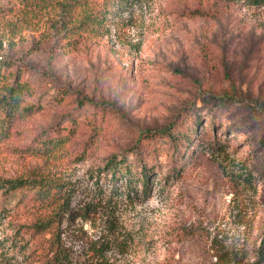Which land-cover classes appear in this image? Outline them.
<instances>
[{
  "label": "rangeland",
  "instance_id": "obj_1",
  "mask_svg": "<svg viewBox=\"0 0 264 264\" xmlns=\"http://www.w3.org/2000/svg\"><path fill=\"white\" fill-rule=\"evenodd\" d=\"M66 3L70 26L89 9L108 10L103 32L73 51L62 49L49 29ZM0 58L24 70L32 86L25 104L41 106L16 121L0 143V178L63 183L77 203L92 187L90 171L138 147L142 134L156 136L175 123L183 129L188 113L201 114L200 138L179 176L163 180L175 158L172 147L153 152L159 141L140 142L139 155L156 167L149 194L123 198L114 234L99 214L81 224L82 233L72 226L71 264H100L96 241L106 264L256 261L264 232V2L0 0ZM56 89L66 96L51 104ZM227 96L247 105L236 118L235 109L214 106ZM209 110L221 124L213 127ZM234 119L246 127L231 129ZM54 125L71 130L58 154L24 153L39 131Z\"/></svg>",
  "mask_w": 264,
  "mask_h": 264
},
{
  "label": "trees",
  "instance_id": "obj_2",
  "mask_svg": "<svg viewBox=\"0 0 264 264\" xmlns=\"http://www.w3.org/2000/svg\"><path fill=\"white\" fill-rule=\"evenodd\" d=\"M240 1L252 7H259L264 2ZM69 4H63L61 17L56 23L49 24L50 32L62 40L60 47L65 51H73L83 39L97 37L98 32H103L108 15L105 6L94 11L89 9L74 26H70L72 17L67 11ZM55 91V94L49 97L51 104L61 103L66 96L64 91ZM30 95L32 86L24 79V70L5 60L0 61V143L9 138L16 121L35 112L38 107L41 108L40 104H25V99ZM224 98L221 102V99L212 100L218 104L214 106H219V110L223 112L235 109L234 118L237 117L240 107L244 110L247 108V105L240 106L241 100H236L233 96ZM202 105L203 100L197 108ZM209 112L213 127L222 123V118L217 113L212 110ZM200 115L188 113V120L186 117L181 119L184 123L183 129L175 123L157 132L156 136L154 133L142 134L138 147L129 150L128 154L113 156L107 159L101 168L90 171L92 187L85 190L84 203L74 202V194L63 183L35 176L0 178V264H71L66 245L70 228L75 226L77 231L82 233L81 224L94 221L92 217L98 214L105 219L107 233L114 234L117 231L114 216L123 198L130 199L131 194L136 196L139 193L144 197L149 194V175L156 167L147 166L142 155H139L140 142L159 141L152 147L153 152H157L159 148L168 151L172 147L171 157L175 155V158L171 172L165 174L163 180L179 176L183 165L192 156L190 148L200 138ZM246 121L249 119L246 118ZM236 123L241 122L234 119L231 129L237 132L246 127ZM65 130L67 132L64 135L62 133ZM70 134L71 130L67 127L50 126L39 131L23 151L29 156L52 158L69 141ZM219 143L215 141L213 146L221 149ZM98 243L99 241L94 242L92 249L99 256L100 264H106L103 246L98 247ZM107 243L109 242L106 241L105 244ZM250 264H264V232L258 246L257 259Z\"/></svg>",
  "mask_w": 264,
  "mask_h": 264
},
{
  "label": "built area",
  "instance_id": "obj_3",
  "mask_svg": "<svg viewBox=\"0 0 264 264\" xmlns=\"http://www.w3.org/2000/svg\"><path fill=\"white\" fill-rule=\"evenodd\" d=\"M1 59V58H0Z\"/></svg>",
  "mask_w": 264,
  "mask_h": 264
}]
</instances>
